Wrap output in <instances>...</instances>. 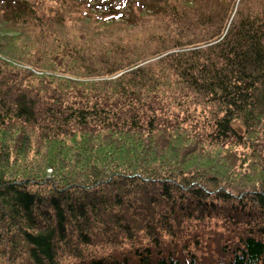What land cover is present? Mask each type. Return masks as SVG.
Here are the masks:
<instances>
[{
  "label": "trees",
  "instance_id": "1",
  "mask_svg": "<svg viewBox=\"0 0 264 264\" xmlns=\"http://www.w3.org/2000/svg\"><path fill=\"white\" fill-rule=\"evenodd\" d=\"M0 264H264V0H0Z\"/></svg>",
  "mask_w": 264,
  "mask_h": 264
},
{
  "label": "rangeland",
  "instance_id": "2",
  "mask_svg": "<svg viewBox=\"0 0 264 264\" xmlns=\"http://www.w3.org/2000/svg\"><path fill=\"white\" fill-rule=\"evenodd\" d=\"M178 115L180 116V114H178ZM220 171H223L224 174L226 172V170L224 168H221ZM231 179L233 180L232 176H231ZM182 225H185V223L184 224L183 223L182 224H177V226H179V227L182 226ZM211 226H213V224ZM113 246L114 245L111 244L110 242H108V247L96 244V245H93V246H86L85 251L89 252V255L91 257H93V258L101 257L99 259V260H101V259L108 258V257H105V255L109 253V250H112Z\"/></svg>",
  "mask_w": 264,
  "mask_h": 264
}]
</instances>
